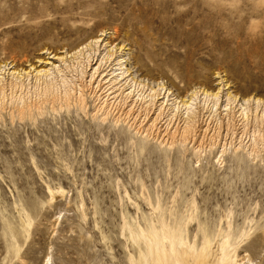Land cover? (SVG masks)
Here are the masks:
<instances>
[{
  "label": "rangeland",
  "instance_id": "obj_1",
  "mask_svg": "<svg viewBox=\"0 0 264 264\" xmlns=\"http://www.w3.org/2000/svg\"><path fill=\"white\" fill-rule=\"evenodd\" d=\"M0 264H264V0H0Z\"/></svg>",
  "mask_w": 264,
  "mask_h": 264
},
{
  "label": "bare ground",
  "instance_id": "obj_2",
  "mask_svg": "<svg viewBox=\"0 0 264 264\" xmlns=\"http://www.w3.org/2000/svg\"><path fill=\"white\" fill-rule=\"evenodd\" d=\"M108 57H109V55H108ZM110 57H111V56H110ZM117 61H118V60H117ZM122 65H123V62L120 61V63H119L120 70H123V69H122ZM118 70H119V69H118ZM120 70H119V71H120ZM124 73H125V72H123V74H124ZM121 74H122V73H121ZM123 74H122V75H123ZM119 76H120V75H119ZM207 96H208V95H207ZM214 96H215V99L217 100V99H218V98H217L218 95L216 94V95H214ZM195 97H196V95H195ZM212 97H213V96H212ZM210 98H211V97H210ZM194 99H195V98H194ZM194 99H192V100H194ZM209 100H210V99H209ZM256 103H257V102H256ZM259 103H260V102H259ZM259 103H258V104H259ZM260 105H261V104H260ZM257 107H258V106H257ZM248 108H249V107H248ZM247 110H248L247 108L244 109V111H245V112H244L245 115H247ZM248 111H249V110H248ZM174 237H175V236H171L168 232H165V234H164V240H169L170 242H172L173 240L176 239V238L174 239ZM170 245H171V249H174V247H175L174 243H170ZM154 249H155L156 251L159 250V248H158L157 246H154ZM158 252H159V251H158Z\"/></svg>",
  "mask_w": 264,
  "mask_h": 264
}]
</instances>
